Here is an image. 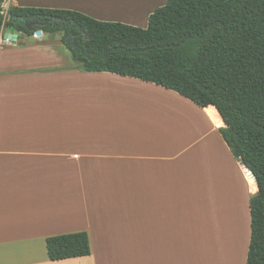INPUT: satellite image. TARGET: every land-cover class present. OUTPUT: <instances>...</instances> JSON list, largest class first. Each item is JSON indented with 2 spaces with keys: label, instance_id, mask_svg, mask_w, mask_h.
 <instances>
[{
  "label": "crops",
  "instance_id": "crops-1",
  "mask_svg": "<svg viewBox=\"0 0 264 264\" xmlns=\"http://www.w3.org/2000/svg\"><path fill=\"white\" fill-rule=\"evenodd\" d=\"M129 1L7 0L4 6L70 9L109 21L103 7L123 10ZM5 35L4 29L0 264H176L183 257L247 263L250 198L258 183H249V169L223 138L215 106L200 107L139 78L85 71L62 42ZM77 231L89 234L91 254L51 260L47 237ZM199 236L213 238L199 253H185ZM127 242L137 245L118 244Z\"/></svg>",
  "mask_w": 264,
  "mask_h": 264
},
{
  "label": "trees",
  "instance_id": "trees-1",
  "mask_svg": "<svg viewBox=\"0 0 264 264\" xmlns=\"http://www.w3.org/2000/svg\"><path fill=\"white\" fill-rule=\"evenodd\" d=\"M6 1L0 33L7 26L27 35L63 33L85 71L139 78L216 107L223 138L258 183L246 264H264V0H167L145 28L70 9H5ZM46 246L51 260L91 254L86 231L49 236Z\"/></svg>",
  "mask_w": 264,
  "mask_h": 264
},
{
  "label": "rangeland",
  "instance_id": "rangeland-1",
  "mask_svg": "<svg viewBox=\"0 0 264 264\" xmlns=\"http://www.w3.org/2000/svg\"><path fill=\"white\" fill-rule=\"evenodd\" d=\"M130 3H132L130 6H127V7H119V8H122L123 10H120V9H117L118 7H111V8H106V7H103V12L105 14H103L102 16L104 17L103 19L105 20H109V21H120V22H123V23H126V24H131V25H134V26H138V27H147L148 26V20H149V16H150V11L151 10H154L156 9L157 7L159 6H162L166 3V0H130L129 1ZM129 5V3H128ZM109 13V14H107ZM102 18V17H101ZM100 19V18H99ZM43 35V40H40L39 38H37L39 41H44V40H49V41H57V42H62V36H63V33H57L53 36H50L49 34H42ZM26 37V40L27 41H32V36H25ZM35 37V36H34ZM64 53H66V56L70 57L72 59V56H71V53H70V50L66 47L65 45V48H64ZM123 93V92H122ZM112 182L115 184V185H118L120 183L119 179H112ZM106 184V183H104ZM94 242H95V245H96V240H95V237H94ZM193 243H196L195 245L196 248H192L191 249H187V247L185 248V253L188 252L189 253H199L201 251V248H198V246H201V245H207L208 243H201L199 241H193ZM119 245H125V246H128V247H134L135 245H137L136 243H131V242H127V243H118ZM192 244V243H191ZM243 244V242H242ZM184 255H187L185 254L184 252H182ZM124 257V256H123ZM124 261H131L130 258H127L126 260ZM149 261H147L146 264H150L148 263ZM130 264H145L144 261L142 263L140 262H130ZM176 264H207L206 262H201V261H197L196 259H193V258H185L183 257L182 260L181 258L178 259V262Z\"/></svg>",
  "mask_w": 264,
  "mask_h": 264
},
{
  "label": "bare ground",
  "instance_id": "bare-ground-1",
  "mask_svg": "<svg viewBox=\"0 0 264 264\" xmlns=\"http://www.w3.org/2000/svg\"><path fill=\"white\" fill-rule=\"evenodd\" d=\"M209 117L215 121L216 124L220 125L221 122V118L220 115L218 114V112L214 109V108H209L207 110ZM247 178L249 183L252 185L254 183V177L252 176L250 170L247 171ZM213 237L211 236H199L196 240H199L201 243H208L210 242V240H212ZM231 249L233 250V241L229 242Z\"/></svg>",
  "mask_w": 264,
  "mask_h": 264
},
{
  "label": "water",
  "instance_id": "water-1",
  "mask_svg": "<svg viewBox=\"0 0 264 264\" xmlns=\"http://www.w3.org/2000/svg\"><path fill=\"white\" fill-rule=\"evenodd\" d=\"M5 31H6V35L5 36L8 37L11 40H16L19 37V33L16 31L15 27L7 26L5 28ZM28 36H38V38L40 40H43L42 30H37L36 32H31V33L28 34ZM250 172H251L252 176L254 178H256L254 173L251 170H250Z\"/></svg>",
  "mask_w": 264,
  "mask_h": 264
},
{
  "label": "built area",
  "instance_id": "built-area-1",
  "mask_svg": "<svg viewBox=\"0 0 264 264\" xmlns=\"http://www.w3.org/2000/svg\"><path fill=\"white\" fill-rule=\"evenodd\" d=\"M35 37H37V38H38V36H35ZM6 40H8V41H9V40H11V39L7 38Z\"/></svg>",
  "mask_w": 264,
  "mask_h": 264
}]
</instances>
